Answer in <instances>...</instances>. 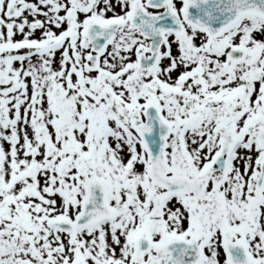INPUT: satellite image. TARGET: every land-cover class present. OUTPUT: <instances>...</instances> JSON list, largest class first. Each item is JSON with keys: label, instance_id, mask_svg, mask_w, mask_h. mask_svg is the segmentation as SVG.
<instances>
[{"label": "snow or ice", "instance_id": "snow-or-ice-1", "mask_svg": "<svg viewBox=\"0 0 264 264\" xmlns=\"http://www.w3.org/2000/svg\"><path fill=\"white\" fill-rule=\"evenodd\" d=\"M0 264H264V0H0Z\"/></svg>", "mask_w": 264, "mask_h": 264}]
</instances>
